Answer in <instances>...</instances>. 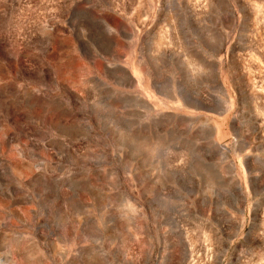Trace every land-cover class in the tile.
I'll return each mask as SVG.
<instances>
[{
  "label": "rangeland",
  "instance_id": "1",
  "mask_svg": "<svg viewBox=\"0 0 264 264\" xmlns=\"http://www.w3.org/2000/svg\"><path fill=\"white\" fill-rule=\"evenodd\" d=\"M0 264H264V0H0Z\"/></svg>",
  "mask_w": 264,
  "mask_h": 264
}]
</instances>
